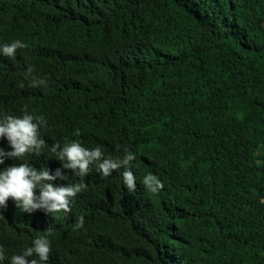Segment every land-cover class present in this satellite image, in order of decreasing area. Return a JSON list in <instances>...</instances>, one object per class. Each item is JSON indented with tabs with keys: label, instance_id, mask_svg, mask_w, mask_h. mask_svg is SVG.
Instances as JSON below:
<instances>
[{
	"label": "trees",
	"instance_id": "1",
	"mask_svg": "<svg viewBox=\"0 0 264 264\" xmlns=\"http://www.w3.org/2000/svg\"><path fill=\"white\" fill-rule=\"evenodd\" d=\"M17 39L0 116L42 115L45 147L23 162L86 187L67 212L10 197L4 264L38 235L47 264H264V0H0V45ZM72 140L134 153L135 191L124 168H64L51 148Z\"/></svg>",
	"mask_w": 264,
	"mask_h": 264
},
{
	"label": "clouds",
	"instance_id": "2",
	"mask_svg": "<svg viewBox=\"0 0 264 264\" xmlns=\"http://www.w3.org/2000/svg\"><path fill=\"white\" fill-rule=\"evenodd\" d=\"M24 46L18 39L2 44L0 55L13 57L16 50ZM28 71L31 72V68ZM33 83L43 85L45 81L38 80ZM46 124L47 121L42 115L25 113L22 116H0V140L6 139L11 148L10 151H6L0 146V165H4L5 160L9 158L22 161L19 164L0 167V209L7 207V201L11 197L23 212L31 213L38 209L46 213L67 212L70 210L71 199L86 187L84 183L63 185L56 183L58 179H68L60 168L53 173L48 168L38 169L23 162L28 153L39 154L45 147L46 142L40 135V129ZM51 151L63 162L64 168L73 171L78 169L77 174L81 177L88 174L90 165L93 164L104 177L110 176L113 170L124 168V184L128 190L135 191L136 177L128 168L130 162L135 159V154L130 151H126L122 158L106 157L99 146L88 148L77 140L62 145L56 143ZM142 183L152 193L163 187L158 176L151 173L143 177ZM83 226L84 217L80 216L76 228ZM50 250L51 243L48 237L38 235L31 246L8 257L9 264H47ZM30 257L36 258L29 259ZM5 258L4 249L0 248V264H4Z\"/></svg>",
	"mask_w": 264,
	"mask_h": 264
}]
</instances>
